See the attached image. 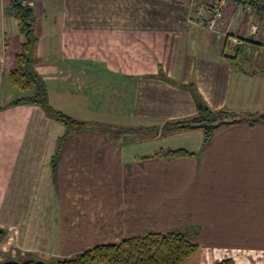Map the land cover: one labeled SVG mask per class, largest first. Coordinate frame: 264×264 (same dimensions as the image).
<instances>
[{"label": "rangeland", "instance_id": "rangeland-1", "mask_svg": "<svg viewBox=\"0 0 264 264\" xmlns=\"http://www.w3.org/2000/svg\"><path fill=\"white\" fill-rule=\"evenodd\" d=\"M24 1L30 4L33 0ZM50 1L59 5L50 12L60 15L63 0H42L44 6ZM93 2L67 0V18L63 25L58 22L50 29L54 35L63 32L67 55L61 57H69L70 62L69 65L61 63L62 67L59 62L57 70L51 72L56 80L62 78L69 90L58 95V102L67 106L72 112L69 115L79 114V119L88 126L70 142L65 153L60 202L61 216L68 226L69 250L61 258L73 257L96 242L115 243L152 229L186 234L198 245L192 255L196 264H216L229 258L236 264H264V210L261 209L264 198L255 199L264 189V162L261 163L264 140L234 129L209 149L203 163L190 160L199 149L192 152L187 148L164 150L184 149L192 154H157L160 150L149 153L146 157L152 160L148 164L147 159L138 158L137 152H149L152 145H160L157 142L163 141L161 136L181 131L169 130V123L196 114L198 106L195 103L196 111L190 115L168 117L167 114L182 111L186 104L176 102L167 89H161L159 79L158 83L152 81L160 78V72L155 71L160 55L142 46L147 41L145 32L140 34L143 28L135 23L128 27L120 23L117 35L113 36L116 40L109 45V34L103 35V28H95L101 23L84 18V15H93ZM197 2L201 1L185 3L191 16ZM144 4V0L129 2L117 14H144V9H148ZM97 11L101 15L103 7ZM148 11L155 15L167 12L160 9V2L151 4ZM147 27L153 30L157 24L151 22ZM126 30L134 31L133 40L124 39ZM242 54L247 56L243 51ZM142 68L147 71L139 73ZM179 99L183 97L180 95ZM248 112L239 111L241 115ZM249 123L243 120L237 124H218L211 140L218 129L256 126L264 121ZM192 129L203 131L201 127ZM258 139L262 141L260 144L256 143ZM256 152L261 155L255 163ZM231 158L239 160L238 166ZM228 163L231 166L225 167ZM142 170L146 171L144 177H141ZM91 244L80 251L82 246Z\"/></svg>", "mask_w": 264, "mask_h": 264}, {"label": "crops", "instance_id": "crops-1", "mask_svg": "<svg viewBox=\"0 0 264 264\" xmlns=\"http://www.w3.org/2000/svg\"><path fill=\"white\" fill-rule=\"evenodd\" d=\"M11 1L0 0V228L5 230L0 240V262L25 258L52 261L56 257L61 258V254L69 250L66 243L68 226L61 216L63 210L60 200L63 196L65 153L79 132L68 137L64 123L46 113L40 105L24 99L33 95L35 89L22 90L11 83L10 75L17 66V55L24 41L21 24L15 16ZM120 1L95 0L91 4L93 15H84V18L96 24L101 23L100 26L95 25V28H103V35L109 34V45L114 44L116 38L113 36L117 35L120 23H124L125 27L135 23L140 25L138 28H143L140 34L145 32L147 41L142 42L140 38L142 46L160 55V64L155 65L160 78H151L152 81L158 83L159 79L161 89H167L177 99L176 102L186 104L182 111L167 114L168 117L190 115L196 111V102L191 92L180 87L181 84L189 83L196 85L211 108H229L238 112L264 111V21L257 11L239 8L236 0H232L219 28L208 30L193 24L194 17L185 6L188 0H144V8L148 9L151 4L160 2V9L167 12L160 11L159 15L148 9H144L141 15H118L124 6L136 0H125V3ZM192 1H203L210 5L216 0ZM29 5L35 15V68L46 83L50 104L72 114L57 99L58 95L69 92L68 88L62 78L56 80L51 73L57 70L55 67L59 62L66 65L70 63L69 57H61L67 55L63 32L54 35V31L50 30L58 22L63 25L67 18V0H63V12L61 7L60 15L50 12V9L59 7L53 1L44 6L42 0H33ZM99 7H103L101 15L97 13ZM151 22L157 24L153 30L147 27ZM252 23L260 25L258 32H251ZM124 34L126 41L133 40L134 31L126 30ZM233 35L245 38L252 47L260 49L261 54L257 57L244 56L242 48L232 42L230 36ZM146 71L142 68L138 72ZM170 80H175L179 85L170 83ZM180 95L183 100L179 99ZM15 100L20 101L10 104ZM75 117L79 119V114ZM234 129L264 140V124L218 129L216 136L205 144L203 131L189 129L161 136L163 141L157 142L160 145H152L149 152L139 151L135 155L147 159L148 164L152 159L146 156L161 149L187 148L192 152L199 149L190 160L196 164L200 161L203 163L209 149L218 144L222 136L233 133ZM64 139L66 143L63 146ZM260 142V139L256 140L257 144ZM256 154L255 163L261 155L258 152ZM232 161L237 165L239 160L231 158ZM229 163L225 167L231 166ZM204 167L209 168V165L205 164ZM141 172V177L146 176L145 170ZM262 198L264 189L255 196L256 201ZM261 209L264 210V205ZM96 244L99 242L93 245ZM90 246L92 244L82 246L80 251ZM194 257L186 263L196 264Z\"/></svg>", "mask_w": 264, "mask_h": 264}, {"label": "trees", "instance_id": "trees-1", "mask_svg": "<svg viewBox=\"0 0 264 264\" xmlns=\"http://www.w3.org/2000/svg\"><path fill=\"white\" fill-rule=\"evenodd\" d=\"M242 1L246 2V0ZM11 5L21 24V33L24 35L21 51L17 55V66L10 75L11 83L22 90L35 89L36 92L33 95L24 99L40 105L46 113L64 123L68 129V137H71L72 133L85 130L88 127L85 121L56 109L49 102L46 83L35 68L36 58L33 53L37 39L34 34L35 15L32 7L29 4H23L22 0H12ZM262 8L264 10V6ZM170 83L176 84L177 82L170 80ZM180 86L191 92L198 106V111L192 116L172 121L169 123V130L201 127L204 131L205 144L210 142L213 131L218 124H237L243 120L249 121V124H254L253 122L257 120L264 121V112H248L241 115L238 111L229 109H211L194 83L181 84ZM19 101L15 100L10 104L14 105ZM65 141L64 139L63 143ZM157 154L189 155L192 153L184 149H161ZM4 235L5 230L0 228V240ZM197 249V243H194L183 232L174 230L168 232L149 231L146 234L127 237L115 243L96 244L70 258H59L52 261L25 258L3 261L0 264H182L192 257ZM216 264L236 263L229 258Z\"/></svg>", "mask_w": 264, "mask_h": 264}, {"label": "built area", "instance_id": "built-area-1", "mask_svg": "<svg viewBox=\"0 0 264 264\" xmlns=\"http://www.w3.org/2000/svg\"><path fill=\"white\" fill-rule=\"evenodd\" d=\"M229 1L232 0H216L210 5L203 2L195 3L193 5V24H196L197 26L206 28L208 30L217 29L219 22L225 16V10L228 6ZM22 2L23 4H26L24 0ZM236 4L239 8L246 10L252 9L254 11H257L264 21V10L262 8V6H264V0H254V2L253 0H246L245 3L242 0H236ZM250 28L252 33H256L258 32L260 25L258 23H252ZM231 38L232 42L235 45L240 46L243 53L247 56L257 57L261 54L260 49L252 47V45H250L242 36L235 35Z\"/></svg>", "mask_w": 264, "mask_h": 264}]
</instances>
